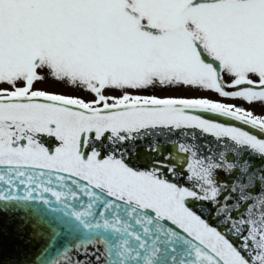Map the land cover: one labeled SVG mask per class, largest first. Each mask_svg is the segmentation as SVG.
<instances>
[{
	"label": "snow or ice",
	"instance_id": "6c2138e0",
	"mask_svg": "<svg viewBox=\"0 0 264 264\" xmlns=\"http://www.w3.org/2000/svg\"><path fill=\"white\" fill-rule=\"evenodd\" d=\"M0 264H264V0H0Z\"/></svg>",
	"mask_w": 264,
	"mask_h": 264
},
{
	"label": "rangeland",
	"instance_id": "374dc122",
	"mask_svg": "<svg viewBox=\"0 0 264 264\" xmlns=\"http://www.w3.org/2000/svg\"><path fill=\"white\" fill-rule=\"evenodd\" d=\"M257 111H259V106H257Z\"/></svg>",
	"mask_w": 264,
	"mask_h": 264
}]
</instances>
